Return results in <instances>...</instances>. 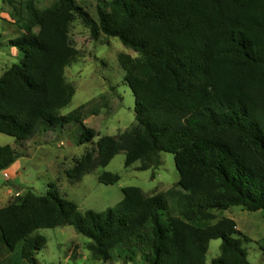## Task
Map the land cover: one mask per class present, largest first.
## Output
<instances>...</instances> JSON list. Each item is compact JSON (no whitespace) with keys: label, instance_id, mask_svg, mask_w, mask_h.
<instances>
[{"label":"trees","instance_id":"16d2710c","mask_svg":"<svg viewBox=\"0 0 264 264\" xmlns=\"http://www.w3.org/2000/svg\"><path fill=\"white\" fill-rule=\"evenodd\" d=\"M36 1L25 3L23 17L17 0H3L24 33L11 43L22 59L0 79V134L27 142L74 122L84 130L80 144L99 137L78 112L61 114L75 96L65 74L78 54L69 35L78 13L94 39L117 38L139 55L118 59L135 97L136 126L101 137L67 177L79 182L120 153L126 168L140 162L137 171L157 169L166 152L184 193L178 216L164 194L146 196L136 187L123 188L114 209L81 215L54 186L45 196L29 190L0 208L8 250L19 248L27 264H36L46 245L36 232L70 226L90 241L91 258L104 263L207 264L211 241L221 240L212 264H250L238 236L248 239L233 219L197 223L234 207L264 214V0H112L108 11L99 8V25L75 0H57L45 11ZM19 159L17 150L0 146V173ZM119 181L110 172L99 177L105 185ZM258 244L264 254V239Z\"/></svg>","mask_w":264,"mask_h":264},{"label":"rangeland","instance_id":"374dc122","mask_svg":"<svg viewBox=\"0 0 264 264\" xmlns=\"http://www.w3.org/2000/svg\"><path fill=\"white\" fill-rule=\"evenodd\" d=\"M28 0H17L18 13L27 17L24 5ZM112 0H75L76 5L87 16L99 25V8L109 10ZM57 0H37L35 8L45 11L55 5ZM13 8L0 0V79L14 64H18L23 55L12 47V41L24 32L11 18ZM38 28L35 32H38ZM69 35L73 47L78 51L75 59L66 69V81L75 89L72 102L61 114L67 116L78 112L83 125L92 128L99 135L93 142L80 144L84 130L80 124L70 123L65 127L45 128L39 135L27 142H19L15 138L0 134V146H11L20 156L21 170L15 180L12 173L7 182L0 174V185L12 187L14 192L24 196L31 190L39 196H45L54 186L61 196L75 202L81 215L92 210L103 213L114 209L123 201L122 189L136 187L146 196L164 194L171 215L178 216V198L184 193L179 186L180 176L176 169L174 155L159 153L160 167L149 171H137L140 162L125 167V153L117 155L108 167L99 168L86 175L79 182H71L66 171L73 169L87 152L96 150L98 140L104 136H119L136 126L135 97L126 85L125 73L119 64L122 54L139 58L134 51L126 48L117 38H109L101 34L94 39L91 27L75 13L69 27ZM104 172L120 176L114 185L99 182ZM23 190V191H20ZM3 197V192H0ZM14 194L8 203H0L6 207L18 199ZM216 221H204L197 226L206 228L223 218L233 219L237 223L242 236L243 248L247 252L250 264H264V254L259 242L264 239V214L248 212L242 207H234L228 211L214 212ZM196 225V224H195ZM46 239L45 247L36 256V264H112L95 261L88 251L89 240L78 234L73 227L56 229H40L36 232ZM221 240L211 241L207 254V264L220 256ZM0 264H27L21 256L19 248L10 252L0 236ZM136 264H142L135 258Z\"/></svg>","mask_w":264,"mask_h":264},{"label":"crops","instance_id":"0c3cea01","mask_svg":"<svg viewBox=\"0 0 264 264\" xmlns=\"http://www.w3.org/2000/svg\"><path fill=\"white\" fill-rule=\"evenodd\" d=\"M20 170H21V164H20V160H18L10 169H8L4 172H1L0 174H3V176L5 178L6 173H12V175H14L13 180H15L17 178V176L19 175ZM7 180H9V179L5 178V182H7ZM20 191H23V190H20ZM0 192H3V197L0 196V203H3V202L8 203L14 194L20 195L19 194L20 192H14L12 187L1 186V185H0ZM111 263L112 264H136L134 261H129L127 263H123L120 260L115 261V262H111Z\"/></svg>","mask_w":264,"mask_h":264},{"label":"built area","instance_id":"2783aa9c","mask_svg":"<svg viewBox=\"0 0 264 264\" xmlns=\"http://www.w3.org/2000/svg\"><path fill=\"white\" fill-rule=\"evenodd\" d=\"M5 178H6V179H8V178H9L7 174H5ZM16 197H19V195H17Z\"/></svg>","mask_w":264,"mask_h":264}]
</instances>
